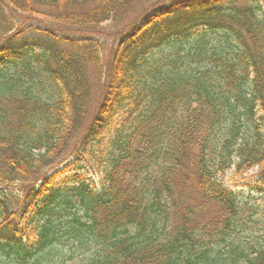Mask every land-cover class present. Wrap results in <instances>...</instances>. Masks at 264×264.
Instances as JSON below:
<instances>
[{
    "label": "trees",
    "instance_id": "16d2710c",
    "mask_svg": "<svg viewBox=\"0 0 264 264\" xmlns=\"http://www.w3.org/2000/svg\"><path fill=\"white\" fill-rule=\"evenodd\" d=\"M147 1L0 0V264H264L203 245L264 182V0Z\"/></svg>",
    "mask_w": 264,
    "mask_h": 264
},
{
    "label": "rangeland",
    "instance_id": "374dc122",
    "mask_svg": "<svg viewBox=\"0 0 264 264\" xmlns=\"http://www.w3.org/2000/svg\"><path fill=\"white\" fill-rule=\"evenodd\" d=\"M160 1L162 3L159 5ZM167 1L168 0H148L145 3V6H141L135 12V14L131 16L132 19L130 20V22L134 21V18L139 13L142 15L144 14V12L148 13L150 11H158L160 7H162L163 5L169 4V2ZM221 1H223V3L227 2L226 5L222 4V10L229 9L233 5V3H230L231 0H221ZM235 5H238V3H236ZM39 10L43 13L52 12L51 10H49L44 6H40ZM38 16L39 18L40 17L46 18V16L42 14H38ZM20 25L22 28H24L23 30H26L29 27V24L25 25L24 23H21ZM54 31H55V35L60 36V38H76V39L83 38L81 34H76L72 31H65V32L60 31L59 26H56ZM217 37H220V35L213 33L208 34V38L210 40L217 41ZM19 40L20 39H13V43H17L19 42ZM21 40L22 41L25 40L23 41L25 42L24 43L25 47L30 48L31 46H33L34 49L41 48L43 43L45 42H50L54 46H62L61 43H59L54 39L51 40L50 37L46 36L45 34L32 32L30 30L26 31V33L23 34ZM1 44L3 43H0V45ZM92 83H93V89H92L93 100L96 101L94 95L96 94L97 91V86H98L97 80L92 81ZM69 165H71V161H67L66 163H64L62 168L64 169L66 166ZM255 174H256V170H253L246 175L245 174L237 175L232 170L224 177V182L226 183V185L229 188H231L236 194H238L242 200H244L249 204L246 208V211L247 213H251L252 216H250L251 219L245 223L244 227L241 226L235 229L234 232L230 234L227 237V239H225L224 242L220 241L218 237H214L211 240V242L208 240L205 241L203 245L206 246L207 244H210L209 250L212 256H216V254H219L222 258H225L227 259V261H230V256H229L230 243H233V245L238 248V252L245 251L248 254V256H251L254 253V251L260 246L262 247L264 246V189L263 190L257 189L258 187L264 188V184L261 183L259 179L255 177ZM169 223L173 225L175 223V219L172 217V219L169 220ZM71 263L72 261L68 262V264ZM236 264H239V262H237Z\"/></svg>",
    "mask_w": 264,
    "mask_h": 264
}]
</instances>
